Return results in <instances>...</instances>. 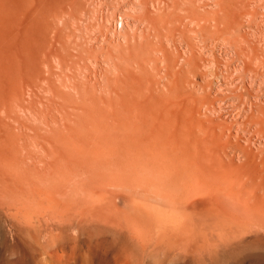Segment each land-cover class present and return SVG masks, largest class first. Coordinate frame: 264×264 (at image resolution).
<instances>
[{
    "label": "bare ground",
    "instance_id": "obj_1",
    "mask_svg": "<svg viewBox=\"0 0 264 264\" xmlns=\"http://www.w3.org/2000/svg\"><path fill=\"white\" fill-rule=\"evenodd\" d=\"M148 1L149 0H139V2L142 3V5L144 6L148 4ZM149 2H151L153 5L157 3L158 4L157 6H159L161 9V12L160 13L158 12L159 14L153 15L152 14L153 11L149 13L150 15L148 14V18H146V20H147V23H151V25L149 24L151 27L152 26L156 27V29L159 31L161 27H159L158 29L157 26L161 25L164 28V31L167 35V36L166 35L164 36L168 38L170 36L173 37L175 35L174 29L177 28L175 26L177 24L180 25L179 30L177 29L178 36L182 38L181 40H183L184 43L186 44L185 45L186 50L190 52V55L185 57V61L184 59H182L187 65L186 69L190 68L192 71V69L196 70L198 68V64L194 62V58L196 56L195 53L197 52H195L193 48L194 44L192 42L193 40L192 37L195 36V37H198L197 39L203 42L205 48L210 47V49H212L211 50L212 53H209L211 54V56L207 58L206 56L204 57L207 60V62H205V65H204L205 71L212 74L213 77L214 76L218 77L221 73H224L222 72L223 68L221 66V63H223L222 60L215 54V52H213L214 46L223 44L225 45L224 48L226 47L225 50L223 51H226L228 48L231 50V55L229 54L231 56V60L230 61L227 60L228 64H231L234 62L236 66L234 67L236 68L235 70L237 73L236 78L234 79L235 84L233 85L231 84V86H229L228 82L230 81L227 79L228 82L226 81L225 82L227 83L228 86H226L227 88L224 87L225 89L223 91L221 90L219 91V89L213 88L211 89V92H210L211 96L206 97L204 95V96H201L199 99L197 98L196 105H194L195 114H194V117L190 119L191 121L181 124L179 126L173 127L171 129H167L166 126L159 127V125L158 126L151 125L147 123L148 121L145 122L146 118L144 120L141 119L143 122H140L138 121L139 120L138 118L136 120V118L133 116L135 118V121H138V122H130L132 121L131 120L132 118L129 119L128 120L129 122L127 121V125L125 124L126 126L129 125V129L121 130V133L118 131L120 134L117 133V136L116 134L114 135V139L112 138V141L117 139L118 145L117 147L116 145L114 147V144H112L113 152H111L110 155H109L110 148L108 146L109 149L107 150H108L109 156H111L112 154H115V157L121 156V159L116 158L117 161L109 160L110 157L108 156L109 157L108 158L107 154H106V157L109 161H105L106 160L105 157H101L102 151L100 150L101 152H99L100 148L97 147L98 148L97 150V148L94 147V145L91 147V149H90V146L88 148L92 151L94 149V151H96L95 154L97 156L94 154V152L90 150L88 151V148L87 149L81 148L83 150L86 149V152L84 153L91 154L92 156V157L90 156L91 158H88V160L91 159L90 160L91 162L89 163L90 164L93 163L94 164L93 166L96 168V170H94L95 168L93 167L94 168L93 169L92 166L89 164V166H91V169H92L90 170V168L88 167L90 172L91 173L92 171L97 172L94 174L90 173L91 176L94 175L95 177L93 178L89 177L90 178L89 183H86L87 180L85 176L84 177L86 181H81V179H79L78 177L79 175H82V174L78 173L79 174L78 177L74 176L75 178L77 177L79 179L78 181L77 180L74 181V179L71 178L73 180V183L71 182L72 184L70 185V181H69V184H68L69 186L68 185L63 186V184H67V181H68V179L66 183L64 181L66 180L65 177H63V175H65V172H63V170L60 171L61 168H59V166H55L56 168L58 167L56 170H54L55 168L54 166L53 168L50 167L51 169L55 171L52 174H50V176L53 174L55 175V173H57L59 169L61 174L63 172L62 175L60 174L61 175L60 178L64 179L63 180L64 182L62 180H59V182L62 181L63 183L62 182L61 184L59 182L57 183L55 182L56 184L50 183V186L48 185L49 189L53 190V191L51 190L52 193L55 191L56 194L53 193V195H57L58 193V195L61 197L60 199L63 198L61 201L65 205L67 203L68 204L74 203V204H71V207H72L75 204H78V205H75L76 209H74L75 207L74 208L72 207L73 208L72 210H77L79 214L76 211L75 213L80 215L74 221H72V219L68 218L69 216H67V218H63V220L60 219V222L58 223L56 221L55 222L58 224V226L63 228V227H67V225L69 224H72L71 222L80 225L84 223L85 221L87 222L88 221L87 218L91 216L92 224H93V221H97L96 224H99V230L103 233V236H104L99 241L100 247L107 244V248L112 249L113 247L111 246L112 244H110L109 241H107V240H110L109 234L113 236L112 238L115 243H117L118 240L121 241L122 237H124V239L126 240V242L131 248L136 249V250L145 251L149 255V258L151 259L153 258L155 259L154 260L155 262L158 261L159 263L164 262L165 260L167 261L171 259H179L182 257L188 259L190 257L195 262V264H214L215 262H218V260L219 261L223 260V264H237L239 262H243V260L246 258L248 259L252 258L255 264H261V256H264V0H150ZM24 3H25V0H0V83H1L0 88L1 89L5 88L10 91V92L8 91L9 94L7 95V97L5 93L2 95V93L0 92L1 93L0 95H2L1 97L3 99H5L4 96L8 99L10 98L12 103L14 102L12 101L13 100L12 96L20 92L19 89H22V87L25 89V87L22 86L23 83L21 80H19L18 78L19 75L17 76V73L22 75L21 76L22 78L25 77V79L27 80V83L29 82L32 83V84L31 83L27 84L25 82L26 83L24 84L25 86H29V85L32 86L34 84V86H32L33 88L38 84L37 82L39 81V78H40L38 77L40 75H37L38 78H36V80L38 79V81L35 84L36 80H33V79L34 77H36L35 72L37 68L36 66L37 62L32 57L28 56V54L24 53L23 51H21V54L24 56L23 59H19L16 56L17 49H16V46L14 45V39L16 38V35H17L16 29L19 26L22 11H24L22 9H23V6H25L26 8L29 7V9L32 7V6L30 7V6L24 5ZM27 3L29 2L27 1ZM142 9L143 11H145V9L147 8L144 9L143 7ZM27 16L28 15H26V17ZM141 16L142 15H140L139 17ZM23 18L25 17L23 16ZM176 21L178 22L177 24L175 23ZM22 23L23 22L21 21V24ZM25 26H26V23H25ZM155 30L154 32H156ZM154 34L152 32L151 37L154 36ZM158 35L161 36V33ZM160 39L162 38H159V40ZM16 41H17L16 43H18V40ZM149 41L145 39V41L143 43H139V45L127 46V49L124 48L126 49L125 51L122 50L117 55L118 60H120V62H123V65L125 62H129V63L131 62L132 64L137 61L139 63L141 60H143L145 53L147 54L146 49L147 47L149 48V43L153 42L152 38H151V41L150 42ZM199 42H198V45H199ZM228 64L226 63V65ZM119 68L121 69L120 65H119ZM225 68H228V67L225 66ZM12 71H13V74H12ZM8 72L9 74L7 75ZM10 73L12 74V78L14 75V78H17V80L19 81L13 80L14 78L10 79L12 80L10 81L8 79L11 76ZM228 73H229V70H228ZM228 73H226V75ZM117 74H118V70H117ZM197 74L198 73H196V75ZM6 75L8 76V78L6 77ZM123 76H125L124 73H123ZM5 77L10 81L11 84H13V87L10 84H4V82H2L4 81V79L6 81ZM14 81H16L15 82L16 85ZM216 81L218 82V80ZM17 82H21L22 83V84L20 83L21 86ZM114 82L115 84L116 83L118 84L117 80ZM198 83L196 85H198ZM18 85L21 88L20 87L18 88ZM202 85L204 86L205 83ZM119 86H123V85H119ZM97 87L98 85H96L95 90ZM90 88L94 89L93 86L92 87L90 86ZM125 90H128V89H125ZM33 91L34 89L31 91V93ZM79 91L78 92L80 93V96H78L79 97L78 99L83 97L81 95L82 90L79 89ZM97 91H99L98 88H97ZM35 92L37 91H34L33 94ZM83 92L85 93V90H83ZM20 94L16 96L21 100V98L19 97ZM93 94L94 93H91L92 96L97 97L96 95H93ZM200 95H202V93ZM17 97L15 99H17ZM3 99L1 100L3 101ZM122 100H124V98ZM82 101H83V105H85L86 101L84 100ZM92 103L94 102H91V104ZM107 103L108 101L106 100V104ZM104 104L105 102L103 103V106ZM108 106H110V104ZM60 107H62L61 104H60ZM90 107L89 109H94L93 107L96 108V106H93V105ZM76 108L79 109L80 107H76ZM148 109L145 110V113L146 111H148ZM185 111L187 110L185 109ZM90 112H92V110ZM125 113H126V110H125ZM134 113H137V112H133L132 114ZM93 114H95V112ZM128 115H129V112H128ZM56 118L57 117H55V120L59 119V118L57 119ZM69 121H71V119ZM112 121L114 122V120ZM74 122L75 121H73L72 123ZM153 122H156V121H153ZM153 122L151 121L152 124ZM56 124H59V122L57 121ZM59 125L61 126V124ZM84 126L81 125L80 127H83L84 129ZM50 127L48 125L47 129L49 128V130L47 131L51 130L52 127L51 128ZM53 129H56V131L58 129V132L60 130V128H53ZM99 130L101 131V129ZM50 132L53 134L52 136H54L53 131H50ZM98 134L99 133H97V135ZM92 135H96V131L94 134L92 133ZM110 136L111 135H109V137ZM50 137L49 139H52ZM90 137L92 136L90 135ZM100 137L98 136V138ZM79 138L81 139V137ZM98 138H95L94 140L97 141L96 139ZM102 138L103 140L108 139L107 137L106 138L102 137ZM1 139L2 138L0 137V141ZM99 140L100 139H98V142ZM81 141L83 142L82 139ZM91 141H92L91 143L94 142L93 139ZM88 143H90V141ZM5 145H8V144H5ZM78 145L79 147L81 146L80 144ZM75 146L77 147L76 144ZM87 146L88 145H86V147ZM65 147L67 149L69 148L68 145H66ZM79 147L76 148L78 149L76 150V152L78 151L80 152ZM71 151L69 153H71ZM2 152L0 149V154ZM76 152L74 150L72 154ZM87 152H91V153H87ZM104 152H107V151H103V153ZM4 153H6V151ZM78 153H76V156ZM98 154L99 156L100 155L101 156L99 157ZM63 155L64 154L62 153L61 157H63ZM93 155L95 156L96 159L93 158L94 157ZM2 156H4V154ZM65 156L67 155L65 154ZM71 156L69 155V158ZM82 158L85 159V156L81 157V159L79 158V160L80 161L83 160ZM92 159L96 160V161L94 160L93 161L96 162L97 167L95 166V163L92 161ZM99 160L100 161L104 160L106 164L103 161L100 162ZM83 161L85 163L87 162L86 159ZM98 161L101 164H99ZM70 162H73V160H71ZM108 162H110L111 164L110 167L108 166L109 165ZM77 163H83V162L77 161ZM2 164L4 165V163ZM3 165H1V168H3L2 167ZM70 165L68 166L67 164L68 167H70ZM83 165H86V164H83ZM47 166H49L48 163H47ZM102 166L107 169H104L103 172H100L99 167L103 168ZM45 167L44 169L47 170V168ZM60 167L62 166L60 165ZM80 167L81 166H79V168ZM64 168L66 169L67 167H64ZM79 168L76 170H79ZM85 168L84 170H86ZM97 168L99 169L98 170L99 175H98ZM69 169H72V168H69ZM69 169L67 168L66 170H69ZM74 169H75V166H74ZM48 170L51 173L50 169ZM75 172L76 173H72V174L77 175V171ZM38 174H40L39 176H41V174L42 176L45 174L43 176L44 178L45 176L46 177L49 176L47 172L38 173ZM67 174L66 176L68 177L71 176L70 173H67ZM21 175L23 176L22 173ZM21 175L20 173H18V176H20L19 178H21ZM60 175L58 174V176L57 175L56 176L59 177ZM97 175L99 177H97ZM10 176H12V174ZM18 176L17 175L15 176L14 174L13 178H16V177L18 178ZM53 177H52V180H53ZM57 177H55L56 181H58ZM5 179H7V177ZM18 180L19 182H21L20 179ZM82 180H84V178ZM9 182L11 181L9 180ZM16 182L17 181L15 180V183ZM72 185H74L75 187H73ZM8 186H6L7 188L5 190L9 189ZM67 187H69V189H67ZM31 188H34V187H31ZM70 188H73L74 192H75V189L76 191H79V196L78 195L76 196L78 201L76 200V198H75L76 202L74 200L69 199V196L71 193L68 190H71ZM42 189L43 188L41 187V190ZM5 190H3L4 193H5ZM15 190L16 189L13 190L14 191L13 194H15ZM67 191L70 194L69 193L67 194L66 193ZM39 192L40 191H38V193ZM47 192H48L47 194L49 195L50 192L49 191ZM74 192H72V194ZM61 193L62 194L64 193V195L66 196L60 195ZM13 194L10 196L12 198L9 199V202L12 201V199L14 200L15 197H19L17 195L13 196ZM35 195L33 196L35 197ZM4 197H5L4 199H6V196ZM34 197L32 198L33 200H34ZM20 198L23 199V197H19L18 201L21 200ZM25 201H27V199L22 201L24 202L23 205L29 207L30 205L29 206L26 205ZM53 201L54 200H52V203H50V205H53ZM15 203L17 204L16 201ZM38 204L41 205L40 202ZM57 204L58 203H56V206H54L55 212H56V208L59 206V205L57 206ZM33 206H36V205H33ZM68 207H67V210H68ZM58 208H57V211H59ZM14 212L12 213L14 214ZM84 215L86 216L88 215V217ZM16 216L17 215H15V217ZM54 217L56 218V216ZM85 217H86V220H85ZM31 222L32 221H30L29 224H31ZM45 222L48 223L47 220H45ZM26 227H28V224ZM76 230L78 232V229ZM57 234H59V232ZM106 254H107L106 250L105 251L100 250L99 252L98 249L96 250L93 249V251H91V253L88 254L89 255L88 260L90 259V264H102L104 261L106 262ZM72 255L73 256H70V257L73 259V261H68L66 264H76L77 263L78 254H75V255L72 254ZM145 258H148L147 255Z\"/></svg>",
    "mask_w": 264,
    "mask_h": 264
},
{
    "label": "rangeland",
    "instance_id": "obj_2",
    "mask_svg": "<svg viewBox=\"0 0 264 264\" xmlns=\"http://www.w3.org/2000/svg\"><path fill=\"white\" fill-rule=\"evenodd\" d=\"M27 1L29 3H27ZM27 1L25 0L24 5H27L30 7L32 6V7L29 9V7L26 8L25 6H23L22 10L24 11H22V14L20 17L21 20L19 22L18 28L16 29L17 35H16V38L14 39V45L16 46V49H17L16 50V53L18 54V55L16 54L17 58L19 59L24 58V56L21 54V51H23L24 53L28 54V56L32 57L37 62L36 66L38 69L36 68L37 73L35 72L36 77H34L33 80H36V78L38 77L40 78H39V81L38 79L35 81V84L37 81H38L37 82L38 84L33 88L32 86H34V84L32 86L30 85L25 86L24 84L27 83V80L25 79V77L22 78L21 77L22 75L17 73V76L19 75L18 77L19 80H21L23 84L21 82H17V83H19V85L21 83L22 86L25 87V89L22 87V89H19L20 92L12 96L13 97L12 101H14L13 103L11 102L10 98L9 99L6 98L10 91L5 88L3 89L0 88L1 89L0 92L2 93V95L4 93L6 94V97L4 96L5 99H3L1 97L2 95H0V106H1L0 112L2 111L0 113L1 114L0 116V123H1L0 124L1 126L0 127L1 128L0 137L3 139V140L1 139L0 141L1 143L0 149H1V152L3 151L2 153L4 154V156H2L3 155L2 153L0 154V157L2 156L0 158V163L1 165H3L2 163H4V165L2 166L3 168H1V165H0V195H1L0 196V264H53V263L54 264L55 263L56 264H63V263L66 264L68 261H73V259L70 257V256H73L72 254L74 255L78 254V260L76 264H90V259L88 260L89 258L88 254L91 253L93 249L94 250L98 249L99 252L100 250L101 251L106 250L107 252L106 262L104 261L102 264H108V263L109 264H195V262L190 257H189L190 259L189 258L186 259L182 257L179 259H171L167 261L165 260L164 262H161V263H159L158 261L155 262L154 261L155 259L149 258V255L145 251L136 250V249L131 248L126 242V240L124 239V237H122L121 241L118 240L117 243H115L112 238L113 236L111 234H109L110 240H107V241H109V243L112 244L111 245L113 246L112 249H108L107 244L104 246L101 245L102 247H100L99 241L104 236H103V233L99 230V224H96L97 221H93V224H92L91 216L87 218L88 219L87 222L85 221L84 223L80 225L71 222L72 224L67 225V227L61 228L57 224L58 222H60V219L63 220V218H67V216H69L68 218L74 221L80 216L78 215L79 212L77 210H72L75 207V205H78V204H75L74 206H72L73 208L71 207V204H74V203H71V204L67 203L65 205L61 201L63 198L60 199L61 197L58 195V193L57 195H53L55 191L52 193L53 190L51 189L52 190L51 191L49 189V186H50V183L56 184L57 182H59V180L63 181L64 179L60 178L63 172H65V175H63V177H65L66 179L64 180L65 183L68 179L67 184H63V186H67L69 184V181L71 185L73 183L72 179H74V181L76 180L78 181L79 179H81V181L87 180L86 183H89L90 181L89 177H92V178L95 177L94 175L91 176V174L97 173L95 171H92V173L90 172V170H92L91 166L93 168L94 164L93 163L90 164L89 162H91L90 161L91 159L88 160V158H91L92 156L91 154L84 153L86 152V149L89 146H90V149L93 145L96 148L99 147L100 148L99 152L102 151L101 152L102 156L101 155L100 156L105 157L106 159L105 161H109V160L117 161L116 158L121 159V156L115 157V154H112L111 156H109L110 153L113 152L112 144H114V147L115 145L116 147L118 145L117 139L112 141V138L114 139L115 134L116 136H117V133L120 134L121 130L129 129V125L128 126L126 125H127V121L131 118H132L131 119L132 121L130 122H138V121L143 122L141 119L144 120L146 118L145 122L148 121L147 123L151 125H155V126L159 125V127L166 126L167 129H171L173 127H176V126H179L181 124L191 121L190 119H192L195 114L194 105H196L197 98L199 99L201 96H204V95L206 97L211 96L210 92H211V89L213 88H217L219 89V91L220 90L223 91L225 88H227L226 86L228 85L231 86V84L232 85L235 84L234 79L236 78V74H237L235 70L236 68H234L236 67L235 63L233 62L234 64L231 63L233 64L231 65V64H228V61H227V60L229 61L231 60V56H230L231 50L228 48L226 50L227 52L223 51L226 48V47L224 48L225 45L223 44L214 46L213 52H215V54L222 60L223 63H221V66L223 68L222 72L224 73H221L218 77L216 76L213 77L212 74L206 72L204 69L205 62H207L206 58L211 56V54L209 53H212L211 52L212 49H210V47L205 48L203 42L197 39L198 37H195V36L192 37L193 39L192 42L194 44L193 48L195 52H197L195 53L196 56L194 58V62L198 64V68L196 69L198 71H196L195 69L194 70L196 72L193 69L191 71L190 68L186 69L187 65L184 61H185V57L190 55V52L186 50V46H185L186 44L184 43L183 40H181L182 38L178 36V30L180 28V25L177 24L178 23L177 21L175 22L177 24L175 26L177 28L174 29L175 35L173 37L170 36L168 38L166 37L167 35L164 31V28L161 25L157 26L158 29L159 27H161L160 28L161 30L159 29V31L156 29V27L152 26L153 27L152 28L150 26L151 23H147L146 18H148V14L151 13L152 11H153L152 12L153 15L159 14L161 12V9L159 6H157L158 5L157 3H155L156 5L155 6L151 2H149L150 0L148 1V4L146 6L142 5V3L139 2V0H136V1L135 0H27ZM142 6L144 7V9L147 8L145 9V11L147 10L148 13L147 11L146 13L145 11H143ZM26 15L28 16L26 17ZM138 15L139 16L142 15L143 17L142 16L139 17ZM23 16L25 18H23ZM21 21L23 22L22 23L23 26L21 24ZM25 23H26V26H25ZM22 30L25 31L26 33L23 32ZM154 30L156 32H154ZM152 32L153 34L154 33L155 34L154 36L151 37ZM160 33H161V36L158 35ZM175 36L178 38H176ZM158 37L162 39L159 40ZM151 38L154 43L150 42ZM145 39H147L148 41L150 40L149 41L150 43H149V48L147 47L146 49L147 54L145 53L143 60H141L139 63L136 61L135 63H132V64L131 62L130 63L125 62L124 65H123V62H120V60H118L117 55L120 53V51L122 50L125 51L127 49V46L139 45V43H143ZM16 40H18V43H16L17 42ZM198 42H199V45H198ZM205 56L206 58H204ZM182 59H184V61ZM121 63L125 69L122 67ZM226 63L229 66L226 65ZM119 65L122 71L119 68ZM225 66H227L228 68H225ZM117 70H118V74H117ZM228 70H229V73H228ZM225 72L228 74L226 75ZM123 73L126 77L123 76ZM196 73L198 74L196 75ZM8 74L9 72L7 73V75ZM12 74H13V71H12ZM12 74L10 73L11 78L10 77L8 78L7 75L6 77L9 80L13 79L14 75L12 78ZM37 75H40V76L37 77ZM120 76L122 79L120 78ZM7 78H6V81L3 78L4 81L2 82H4V84H10L13 87V84L10 83V81L12 80L9 81ZM227 79L230 82H228ZM13 80L19 81L17 80V78H14ZM116 80L118 84L117 83L115 84L114 81ZM216 80H218V82ZM16 81H14V83ZM225 81L228 82V85ZM81 82L83 85L81 84ZM197 83L198 85H196ZM204 83L206 86L202 85ZM19 85H18V88L21 86ZM96 85H98L97 88L99 91H97V88L95 90ZM119 85H123V86H119ZM90 86L91 87L93 86L94 89L90 88ZM31 87L34 89V91H37L34 93L35 95L33 94L34 91L31 93V91L33 90ZM79 89L82 90L81 95L83 97L81 98L83 99L81 98L78 99L79 98L78 96H80ZM125 89H128V90H125ZM83 90H85V93L83 92ZM91 93H94L93 95H96L98 98L92 96ZM201 93L202 95H200ZM18 94H20L19 97L21 98V100L16 96ZM16 97L19 100L15 99ZM119 97L120 98L122 97V98L120 99ZM123 98L124 100H122ZM1 99H3V101ZM82 100L86 101L85 105H83ZM106 100L108 101L107 104L108 105L110 104V106L106 104ZM101 101L103 103L105 102L104 104L105 107L103 106V103ZM91 102H94V103L91 104ZM60 104L62 107H60ZM5 105L7 108L5 107ZM92 105L96 106V108L93 107L94 109H89V107ZM76 107H80L79 108L80 110ZM2 108L4 109V111ZM145 108L146 109L149 108L148 111H146V113H145V110H146ZM185 109L187 111H185ZM91 110L92 112H90ZM125 110H126V113H125ZM128 110H130L131 112ZM94 112L95 114H93ZM128 112H129V115H128ZM133 112H137V113H134L135 114L134 115L132 114ZM130 113L132 116L130 115ZM142 113H144L146 116ZM154 115H156L157 118ZM133 116L136 118V120L137 118L139 120L135 121V118ZM55 117L59 119L56 118L57 120H55ZM70 119L72 122L75 121L77 123L75 122L72 123L71 121H69ZM112 120H114V122ZM57 121L59 122V124H61V126L59 124H56ZM151 121L152 122L156 121V122H153L152 124ZM48 125L49 127L50 126L52 127V128L50 127L51 128L50 131H53L54 136H52L53 134L50 131H47L49 130V128L47 129ZM81 125L83 126L87 125V126L86 128L84 126V129H83V127H80ZM53 128H60V130L58 132V129L56 131V129H53ZM99 129H101V131ZM95 131H96V135L97 133H99L97 136L92 135V133L94 134ZM48 135L49 137L52 136L50 137L52 139H49ZM90 135L92 137H90ZM109 135H111L110 136L111 138L109 137ZM98 136L99 137L101 136V137L98 138ZM79 137H81L83 142L81 141ZM102 137H105V138L109 137L110 139L108 138L106 140L104 138L105 140H103ZM95 138L100 139L99 142H98V139H96L97 141H95L94 140ZM92 139L94 141L93 142L94 144L91 143ZM78 140H80L81 142ZM89 141L91 145L90 143H88ZM4 143L8 145H5ZM74 143L77 145V147L75 146ZM78 144H80L82 147L81 146L79 147ZM66 145H68L69 147L68 149L65 147ZM86 145L88 146L86 147ZM108 146L110 148L109 155H108V150H107L109 149ZM78 147L80 148L79 149L80 152L78 151L79 153L76 152V150H78L76 148ZM81 148H86V149H84L85 150L84 151ZM90 149L88 148V151ZM74 150L76 153H78L77 156H76V153H73L75 155L72 154ZM5 151L6 153H4ZM70 151L71 153H69ZM103 151H107V152H104L105 153L104 154ZM92 152H94L95 154L96 151H94L93 149ZM62 153L64 154L63 157H61ZM87 153H91V152H87ZM65 154L67 156H65ZM80 154L81 155L84 154L83 156H85V159L87 161L86 163L83 161L85 160L84 158H82L83 160L81 161L79 160V158L81 159V157H83ZM106 154H107V157L108 156L110 157L109 160L107 159ZM69 155L70 156L72 155V156L69 158ZM93 158H95V156ZM70 159L73 160V162H70L71 161ZM66 160L72 165L67 163ZM93 160L94 159H92V161ZM77 161L83 162V163H77ZM101 161L104 162V160H101ZM100 162L99 164H101ZM110 162H108L109 167L111 166ZM47 163L49 166H47ZM94 163L96 166V162ZM59 164L62 167H60ZM67 164L68 166L70 165V167H68ZM83 164H86L87 166ZM89 164L91 166H89ZM53 166L54 167L59 166V168H61L60 171L63 170L62 174L58 169V172L60 173L56 171L57 173H55V175L53 174L50 176V174L55 172L54 170L58 168V167L57 168L55 167L53 170L50 168V167L53 168ZM74 166H75V169H74ZM79 166L81 167L79 168ZM44 167L47 168V170L44 169ZM64 167H67L68 169L69 168H72V169L66 170L67 168L65 169ZM88 167L90 168V170ZM78 168L79 170H76ZM84 168L86 170H84ZM48 169H50L51 173L49 172ZM99 169L97 168V171L99 170L100 172H103V170L107 168L99 167ZM44 170L45 172H47V174L50 177L45 176L44 178L43 176L45 174L43 176L42 174L41 176H39L40 174L38 173H45ZM94 170H96V168ZM11 171L15 174V176L16 175L18 176V173H20V175L22 173L23 176L21 175V178H19L20 176H18V178L17 177L13 178L14 174ZM75 171H77V175L72 174V173H76ZM99 171H98V175H99ZM67 173H70L71 176L69 177L66 176ZM78 173L82 175L84 174V175L82 176V175H79ZM11 174L12 176H10ZM58 174L59 175L61 174V175L57 177ZM98 175L97 177H99ZM74 176H77L79 179L77 177L75 178ZM84 176L86 177V180ZM6 177L7 179H5ZM52 177L54 181L52 180ZM55 177H57L58 181L55 180ZM83 178L84 180H82ZM18 179H20L21 182H19ZM69 179H71L72 181ZM9 180L11 182H9ZM15 180L17 181L16 183H15ZM61 182L59 183L61 184ZM24 185L27 187H25ZM6 186H8L9 189L11 190L16 189L15 194H13L14 193L13 190L12 192L9 189L5 190L7 188ZM12 186L13 187L16 186V187L13 188ZM72 186L75 187L74 185ZM31 187H34V188H31ZM41 187L43 188L42 190H41ZM27 188L29 191L27 190ZM34 189L35 190L37 189L36 190L37 193L35 192ZM67 189H69V187H67ZM70 189L71 190H68V191L71 194L68 191L66 193L70 194L69 199L74 200L76 202L77 200L76 196L77 195L79 196V191H76L75 189V192H74L73 188H70ZM3 190H5V193ZM38 191L40 192L38 193ZM47 191L52 193V194L49 193V195L51 196L47 194L48 193ZM72 192L74 193L72 194ZM12 194L13 196L17 195L19 197H23V199L20 198L22 201L27 199V201H25V204L28 206L30 205V206L29 207L24 206L23 205L24 202H22L21 200L18 201L19 197H15L14 200L12 199V201L9 202V199L12 198L10 197ZM33 195H35V197ZM60 195H64V193L63 194L61 193ZM4 196H6V199H4L5 198ZM32 196L34 197L35 201L32 199L33 198ZM52 200H54L53 205H50V203H52ZM15 201L17 202V204L15 203ZM36 201L38 203L40 202L41 205L38 204ZM56 203H58L57 206L59 205L58 206L59 208L57 207L59 211H57V208H56V212H55L54 206H56ZM33 205H36V206H33ZM26 207L29 208L30 210L27 209ZM67 207H68V210H67ZM51 209L54 211H52ZM74 209H76V207ZM75 211L78 214L75 213ZM12 212H14V214ZM15 215L17 216L15 217ZM53 215L56 216L57 220ZM86 217H88V215ZM86 217H85V220H86ZM45 220H47V222L50 224L46 223ZM30 221H32L31 224L33 223L32 226L31 224H29ZM27 224H28V227H26ZM75 228L78 229V232ZM80 228L81 229L83 228L82 231ZM58 232L59 234H57ZM146 255L148 258H145ZM68 256L70 257L71 260L69 259ZM241 263L242 264L244 263L253 264L254 260L252 258H249V259L246 258L243 260V262H239L237 264H241ZM214 264H223V260H220V261L218 260V262H215ZM261 264H264V256H261Z\"/></svg>",
    "mask_w": 264,
    "mask_h": 264
}]
</instances>
